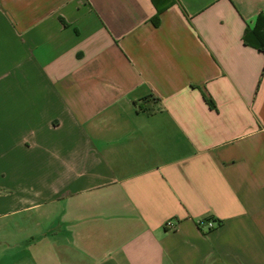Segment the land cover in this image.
<instances>
[{
	"label": "crops",
	"instance_id": "obj_1",
	"mask_svg": "<svg viewBox=\"0 0 264 264\" xmlns=\"http://www.w3.org/2000/svg\"><path fill=\"white\" fill-rule=\"evenodd\" d=\"M170 1L0 0V264H264V0Z\"/></svg>",
	"mask_w": 264,
	"mask_h": 264
},
{
	"label": "trees",
	"instance_id": "obj_2",
	"mask_svg": "<svg viewBox=\"0 0 264 264\" xmlns=\"http://www.w3.org/2000/svg\"><path fill=\"white\" fill-rule=\"evenodd\" d=\"M153 2L157 8V14L153 18V22L158 24L160 14L164 11V9H166L171 1L164 0L162 3H159L157 0H153ZM246 42L264 52V14H261L258 17L253 29L248 31Z\"/></svg>",
	"mask_w": 264,
	"mask_h": 264
},
{
	"label": "built area",
	"instance_id": "obj_3",
	"mask_svg": "<svg viewBox=\"0 0 264 264\" xmlns=\"http://www.w3.org/2000/svg\"><path fill=\"white\" fill-rule=\"evenodd\" d=\"M197 224L199 227L206 228L209 231L215 229L217 226L216 221H214L212 219H202V220H199ZM166 227L167 228H175V223L172 220H169L166 223Z\"/></svg>",
	"mask_w": 264,
	"mask_h": 264
}]
</instances>
